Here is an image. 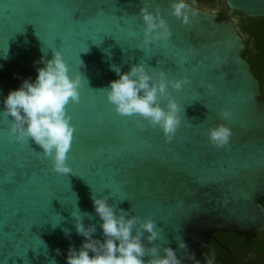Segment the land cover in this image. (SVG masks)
<instances>
[{"label":"water","instance_id":"95a60500","mask_svg":"<svg viewBox=\"0 0 264 264\" xmlns=\"http://www.w3.org/2000/svg\"><path fill=\"white\" fill-rule=\"evenodd\" d=\"M173 2L0 0V264H67L69 247L84 241L76 219L95 225L93 238L103 241L93 195L117 214L151 218L161 235L155 243L173 248L182 264H198L215 231L251 237L264 229V96L242 55L243 38L229 17L187 0L184 23L172 15ZM226 3L264 17V0ZM145 4L159 8L168 39L144 44ZM53 49L70 76L81 75L80 102L67 106L75 127L67 174L56 173L31 138L11 137V117L3 115L8 93L35 81L41 57L52 59ZM136 63L152 68L150 75L188 81L180 91L169 87L181 121L171 142L146 121L138 127V116L121 117L107 100L104 89L119 78L113 65L123 73ZM159 103L166 108V100ZM220 124L231 136L215 147L208 130Z\"/></svg>","mask_w":264,"mask_h":264},{"label":"clouds","instance_id":"9594fccd","mask_svg":"<svg viewBox=\"0 0 264 264\" xmlns=\"http://www.w3.org/2000/svg\"><path fill=\"white\" fill-rule=\"evenodd\" d=\"M184 0H174L171 4L172 15L187 23ZM144 22V44L152 40H166L171 35L166 21L161 17L159 8L155 12L148 10L147 4L140 9ZM50 60L41 57L35 81L24 80L21 86L8 93L3 101V115L11 117L9 135L19 143L29 138L37 144L44 158H51L53 170L59 174L71 172L66 161L74 139L75 127L70 123L72 117L67 112L69 103L80 102L81 75H69L61 51L53 49ZM113 70L119 76L104 89L107 100L114 106V111L124 116H138L137 125L159 127L167 142H171L180 126V107L172 97L169 87L182 90L188 81L186 78L170 80L164 72L157 76L150 75L153 69L144 63L131 64L129 71L121 72L118 66ZM166 100V108L159 101ZM227 117L228 113H222ZM231 131L223 124L209 128L208 140L215 147H223L229 141ZM93 206L102 223L103 241L94 239L95 225L85 226L82 219H76L75 230L84 237L77 250L70 246L67 264H145L144 257H150L147 264H182L176 251L171 247L157 245L161 239L155 222L148 218L130 215L121 210L117 214L105 198L93 195ZM135 230V234H133ZM70 238V230H64ZM145 233L147 236L145 237ZM146 239L151 247L144 244ZM178 248L187 251L188 245L177 237ZM163 252V255L160 253ZM57 255L60 250H56ZM91 253V255H90Z\"/></svg>","mask_w":264,"mask_h":264},{"label":"flooded vegetation","instance_id":"af4514ba","mask_svg":"<svg viewBox=\"0 0 264 264\" xmlns=\"http://www.w3.org/2000/svg\"><path fill=\"white\" fill-rule=\"evenodd\" d=\"M263 37L264 33L260 34L259 39ZM252 44L254 55L250 56L251 59L247 57V60L260 81L264 96V45H258L254 35ZM206 250L223 264H264V229L251 237L239 235L235 231H215L211 245Z\"/></svg>","mask_w":264,"mask_h":264},{"label":"trees","instance_id":"16d2710c","mask_svg":"<svg viewBox=\"0 0 264 264\" xmlns=\"http://www.w3.org/2000/svg\"><path fill=\"white\" fill-rule=\"evenodd\" d=\"M190 3H192L195 7H199L208 11L216 12L218 13V19H223L224 17H229L235 24L239 34L242 36L243 41L245 43V47L242 51V55L244 58L247 59L250 56L254 55L253 53V35L256 37L257 44L258 45H264V37L263 39H259L260 34L264 33V17H250L246 14H244L241 11L232 10L226 3V0H224L226 8L222 7H212L205 5V1L213 2L214 0H187ZM239 14L241 17V20L237 22L233 15L231 13ZM247 35V37H246ZM207 250L204 251L203 255L200 257L198 264H223L221 260H217L213 253H207Z\"/></svg>","mask_w":264,"mask_h":264},{"label":"rangeland","instance_id":"374dc122","mask_svg":"<svg viewBox=\"0 0 264 264\" xmlns=\"http://www.w3.org/2000/svg\"><path fill=\"white\" fill-rule=\"evenodd\" d=\"M205 5L212 6V7H215V8H218V7L226 8L225 3H224V0H214L213 2L205 1ZM231 14L233 15V17L235 18V20L237 22H239L241 20V17H240L239 14H236L234 12L231 13Z\"/></svg>","mask_w":264,"mask_h":264}]
</instances>
